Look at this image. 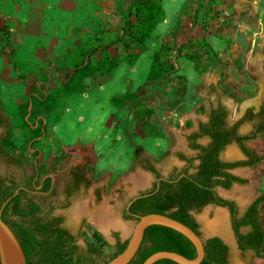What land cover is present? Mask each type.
<instances>
[{
    "label": "trees",
    "instance_id": "16d2710c",
    "mask_svg": "<svg viewBox=\"0 0 264 264\" xmlns=\"http://www.w3.org/2000/svg\"><path fill=\"white\" fill-rule=\"evenodd\" d=\"M161 1L129 0L125 8L122 28L98 31L86 42L79 39L70 42L66 50L65 64L62 67L57 65L54 67L51 56H44V62L40 57H34L33 65H37L39 71L28 74L32 81L28 92L30 99L33 100V107L30 121L25 118L24 122L28 126L31 123L34 125L38 113L44 114V120L40 119L39 126L31 127L35 140L43 134V122L47 121L44 125L46 130L50 121L44 112L49 111L53 105L56 107L58 98L85 92L89 88L109 81L122 61L134 64L139 56L150 48L149 42H152L153 36H156L161 42L151 57L146 80L135 90L130 81L123 94L112 98L115 107L121 108L128 105L131 118L144 130L149 112L148 102L156 93V86L161 85L171 72L179 71L169 58L171 51L178 50L181 53L183 48L192 43L184 39L179 44L171 41L169 38L171 30L156 33L166 15ZM209 2L203 22L197 21L196 38L204 44L208 43L211 35L207 28L206 17L212 12L214 0ZM185 8L186 5L181 4L178 13L183 12ZM2 32L7 35L5 40L2 39L4 42L2 46L6 49L5 47L9 45L6 41L9 33L4 27L0 28V34ZM195 57L196 55H192L190 59L194 61ZM196 70L201 71L199 67H196ZM39 81L44 82L39 85ZM183 100L184 96L179 98L176 104ZM29 103L30 100L24 106L25 115L28 113ZM32 116L35 119L31 122ZM240 123L237 121L229 125L227 108L221 103L213 106L208 120L201 121L198 129L187 136L189 146L197 151L196 154L187 156L180 152V158L187 162L186 166L167 179H162L159 186L155 183L152 189L141 192L140 194L146 195L134 200L129 210L126 208V217L137 219L136 215L151 212L163 213L184 222L203 236L201 224L193 212L200 211L209 204L224 206L230 211L232 228L240 249L244 252L251 249L258 257H264V224L261 212L264 189L252 200L242 216L239 215L237 202L223 197L217 191V187L228 189L235 182L247 183L246 178L234 174L231 170L239 166H256L263 159V155H258L246 142L264 131V120L256 125L253 132L246 135L239 133ZM0 128L5 130V134L0 136L1 153L6 148H15L11 140L10 120L1 109ZM129 128H133L130 123ZM205 136L209 137L210 141L207 144L200 143L199 139ZM233 141L241 146L247 156L246 159L231 162L221 158L222 151ZM34 144L28 148L34 147ZM37 154L38 151L34 152L33 156L36 157ZM64 159L65 155L59 154L54 156L51 163H61ZM15 163H18L17 159ZM146 169L152 171L157 177H162L161 171L151 162L147 163ZM183 173L185 175L181 176ZM35 174L36 169L33 176ZM33 176L30 177V184L22 185L17 176L0 173V208L17 188L31 187ZM2 217L22 244L27 264H105L121 253L128 244V240L121 241L118 233H115L117 245L116 251L112 254L104 256L97 245L92 243L86 253L79 251L75 237L68 228L61 225L63 217H53L51 209L43 211L40 203L30 197L28 191L23 188L6 204ZM244 227H249L250 230L245 232ZM94 235L98 242L104 240L99 232L96 231ZM204 245L205 256L200 264H229L230 247L222 237L215 235L204 238ZM159 250L176 251L190 258L197 256L195 245L184 234L171 227L154 224L147 227L142 244L129 264H142L148 256ZM153 264L179 263L163 258Z\"/></svg>",
    "mask_w": 264,
    "mask_h": 264
},
{
    "label": "rangeland",
    "instance_id": "374dc122",
    "mask_svg": "<svg viewBox=\"0 0 264 264\" xmlns=\"http://www.w3.org/2000/svg\"><path fill=\"white\" fill-rule=\"evenodd\" d=\"M166 1L162 0V5L165 9L167 6L171 7V5H174L173 12L176 9L178 10L181 4L186 5L185 10L177 13L173 20L170 28L171 33H169L170 40L177 42V44L183 39L190 40L192 43L183 48L181 53L178 50L171 51L169 58L179 71L171 72L161 85L158 84L155 90L156 93L151 96L148 102L147 125L144 127L146 132L154 138H164L169 142L165 143L160 154L155 158L156 162L159 163L160 171L164 175L176 174L185 165L179 159L178 151L189 156L195 154V151L189 147L185 136L194 130L200 120L207 118L211 106L216 105L218 101L228 102L229 100L232 103L229 106V119L233 120L235 113L245 108V103H250V106L254 108L260 102H264V0H214L212 12L206 17L207 28L211 32L207 44L200 42L196 38V30L198 29L197 21L203 22L206 16L207 8L210 4L209 0H175L177 5L174 1L173 3ZM179 1L181 2L178 3ZM128 2L129 0H97L98 16L100 12H105L111 24L121 26ZM43 5H45V2L43 3L39 0L31 5L26 4L25 7L28 13L32 6H34L32 9L37 8L38 10V7L43 8L41 7ZM22 11L24 12V10ZM173 12H169L167 21L172 18ZM2 19H4V10L0 8V28L4 25ZM15 22L17 23V21ZM21 22L24 23V20ZM16 23L14 27H17ZM152 40L155 42L154 45L152 44L153 42H149V45L157 50L161 40L156 36H153ZM2 42L0 40V45ZM192 55H196L194 61L190 59ZM8 64L7 59L0 61V106L11 120V140L15 148H6L0 153V172L2 175H15L21 183H25L24 181H27V179L30 182V177L34 174L36 167L39 174L41 176L44 175L52 154L64 153V149L58 138L57 141L56 137L53 136V131H51L52 121L56 115L55 105L50 110L47 109L49 111L44 112L50 118L48 127L43 133L44 135L42 134L36 140L34 139L35 134L31 130L34 125L31 123L32 126H28L24 122L27 115L24 113L25 105L18 106V97L12 94L16 92L15 84L17 85V83L12 78ZM196 67L204 71H200L202 83L199 82L195 90H190V80L196 79ZM182 72L187 76L182 74ZM205 81L211 82L208 90L205 89ZM183 96L184 100L176 104V101ZM23 99H26L25 95H23ZM31 119L32 122L35 119L34 116ZM71 119L67 123L69 128H72V130L68 131L69 134L76 130L77 133L86 131L85 127L81 126L79 128L78 124H74L75 119ZM257 121L258 118L253 120V125ZM120 125L121 127L123 125V127L126 126V132L131 131L128 122L123 121V124ZM4 134L5 130L0 128V136ZM50 137L51 139H49ZM69 138L70 136L66 137V140H69ZM31 140L35 143V146H43L44 148L41 155L37 158L35 168L36 157L33 156L32 150L28 148ZM199 141L206 144L208 138L203 137ZM175 145L176 149H174ZM144 148L149 149L150 145L144 143ZM227 152V150L223 151L222 157L226 158ZM75 158L76 156L73 155L68 161H72ZM16 159L18 163H15ZM68 161L63 164L64 166L59 167L60 176L65 174L64 169L69 166ZM258 167L259 169L255 170L254 176L247 178L248 182L245 185V187L252 186L251 197L261 192L264 188V182L260 186L261 179L264 177V169L263 167L261 168V165ZM88 170L91 171V169ZM119 178L120 175L115 176L109 185L102 187L104 191L101 200L97 199L93 194L94 188L98 186L96 185L98 181L93 179L90 184V192L84 190L75 194L72 197V204L69 208L57 210L63 217L64 225L75 234H78L81 252L86 253L87 246L92 243L97 245L103 255L106 256L116 251L117 239L115 233H120V239L123 242L129 239L137 219L126 217L127 203L134 195L152 188L155 177L153 180H151L153 177L148 179L149 181L141 188H130L129 191H126L123 184L119 188L115 185L112 187V184L116 183ZM217 190L226 198H234L235 201L238 199L237 195H235L236 185L230 189L217 187ZM59 196L63 197L62 194ZM103 202L125 224V229L112 228L110 234L106 236L96 225L90 224L87 225V232H80L81 219L87 217L91 221L90 217H88V212L94 210V205L97 208ZM239 203L240 211L243 212L246 203L244 204L240 200ZM216 207L217 205L209 204L196 212L197 217L200 218L199 222L203 237L206 238L209 235L218 234L225 238L230 247L229 264H264V257L258 258L254 251L247 250L242 252L239 249L230 216H228L227 228H222L221 231H214L210 227L211 221L209 220L210 217L215 215ZM96 231L104 237V240L98 242L94 235Z\"/></svg>",
    "mask_w": 264,
    "mask_h": 264
},
{
    "label": "crops",
    "instance_id": "0c3cea01",
    "mask_svg": "<svg viewBox=\"0 0 264 264\" xmlns=\"http://www.w3.org/2000/svg\"><path fill=\"white\" fill-rule=\"evenodd\" d=\"M37 1L39 0H0V8L4 10V19L2 20L4 21L3 24L5 26L3 25V27L7 28L9 33L8 39L6 40L9 45L5 47L6 49L2 46L4 42L0 45V61L2 62L4 59H7L9 63L8 65L10 66L9 70L12 73V78L17 83V85L15 84L16 92L12 94H14L15 97H18V106L27 104L31 97L28 92V87L32 81L28 74L30 72L39 71V67L33 65L35 63L33 60L34 57H40L44 62V56H51L54 67L56 65L62 67L65 64L66 50L70 42L75 39L86 42L98 31L109 28L121 29L124 24V16L121 26H118V24H111L107 19V14L105 12H100L98 16L97 0H40L43 3L45 2V5L41 6L43 8L37 6L39 8L37 10V8L32 9L34 8V6H32L30 12L28 11L27 13L25 5H31L33 2ZM173 1L176 3L175 0H167L166 2L173 3ZM180 7L174 12V5L166 7L167 11L165 19L159 24L156 30L157 34L170 31L173 20ZM22 10H24V12ZM170 11L173 12V15L172 18L167 21ZM22 20H24V23L21 22ZM15 21H17L18 24ZM15 23L17 27H14ZM6 36V33L2 32V34H0V40L6 38ZM152 42L154 45L155 42L153 40ZM5 50H8L9 52L6 53ZM155 50L156 49L153 46L150 47L139 56L134 64L122 61L114 70L112 78L104 84L89 88L85 92L76 93L67 97H60L57 100L56 115L52 121L51 128L53 136L56 137V140L58 138L64 149V154L72 153V155L76 156L71 163L78 161L90 162L88 169H93L92 177L98 181L96 185H109L115 176L120 175V178L116 183L112 184V187L115 185L119 188V186L123 184L126 191H129L130 188H141L147 181H149L148 179L153 177L151 179L153 180L155 177V174L152 171L146 169L147 164L143 163L144 157L160 170L159 163L156 162L155 158L160 154L165 143H169L168 140L164 138H154L146 132L145 128L144 130L140 128L134 119L131 118L128 105L118 108L112 103V98L114 96L123 94L126 91L127 84L130 81L133 90H135L146 80L151 57ZM182 74L186 75L184 72H182ZM18 77H20V80H18ZM195 78L196 79L193 78V80H190V90H195L198 83H202L200 72L197 71ZM43 82L44 81H39V85ZM205 83V89L208 90L211 82L205 81ZM23 95L26 96V99H23ZM219 103L223 104L228 110L229 125H233L237 121L241 122L238 130L240 134H250L256 129V125L264 120V102H260V104L254 108L250 106V103H245V108L235 113L233 120L229 119V106H231L232 103L229 102V100L228 102L218 101L216 105ZM213 106H211V108ZM0 109L4 115L8 117L1 106ZM208 116L205 120H200L199 123L201 121H207ZM71 118L75 119L74 124H78L79 128L81 126L85 127L86 131L83 130L84 132L77 133L76 130L69 134L68 131L72 130V128H69L67 123ZM256 118H258V121L253 125L252 121ZM40 119L44 120L43 113H38L37 115L36 121L38 120L39 124ZM123 121L133 125L131 131L129 130L130 132H126V126L123 127V125L121 127L120 124H123ZM199 123L194 130L198 129ZM75 126L77 127V125ZM37 127L33 126L32 128ZM191 132L187 133L185 136L187 142V136ZM68 136H70L69 140H73H66V137ZM207 138L209 142L210 138ZM49 139H51V137ZM144 143L149 144L150 148L145 149ZM246 143L250 148L254 149L258 155H263L262 161L256 166H239L231 170L234 174L247 179L254 176L255 170L259 169V165L264 169V131L257 134L256 137L248 140ZM34 148H38V150L41 151L40 153L44 150L43 146H35ZM174 149H176V145L174 146ZM192 150L195 151L196 154L197 151L195 149ZM225 150L228 151L227 157L225 158L221 155V158L225 161L233 162L247 158L241 146L236 141L228 144L223 151ZM179 153L180 151H178V154ZM59 154L63 153L52 154L49 160H51L53 156ZM179 159L185 163V160L181 158ZM262 182H264V177L261 179L260 186H262ZM235 185L237 186L235 195L238 197V199H236L238 206L240 205L239 200L244 204L246 203V207L243 210L244 212L260 192L251 197V192L253 190L252 186L245 187L246 183ZM256 185L258 186V184ZM133 197H131V199ZM232 199L235 200L234 198ZM100 205L105 207L108 206L104 202L99 204V206ZM108 208L110 207L108 206ZM93 209H96V205L93 206ZM222 210H225L227 216H230L229 210L226 207L221 206L215 208V215L218 214V211ZM261 212L262 222L264 224V203L261 205ZM215 215L213 216L214 218L217 216ZM213 217H210V220H208H214ZM215 235L220 236L225 240L223 236L218 234Z\"/></svg>",
    "mask_w": 264,
    "mask_h": 264
},
{
    "label": "water",
    "instance_id": "95a60500",
    "mask_svg": "<svg viewBox=\"0 0 264 264\" xmlns=\"http://www.w3.org/2000/svg\"><path fill=\"white\" fill-rule=\"evenodd\" d=\"M32 107H33V100L31 98L29 109H28V114L26 115L27 121H29V117L32 113ZM38 124H39V121L37 120L34 127H37ZM44 132H45V129L43 127V133ZM31 145H32V141L29 142V147H31ZM31 150L32 152H35L38 150V148H34V149L31 148ZM39 155L35 159V164H37V158L39 157ZM49 175L54 180L55 178L54 174H49ZM184 175L185 173L181 174V176H184ZM161 179L164 180L166 178L163 177V178H160V180ZM160 180H158V186L160 184ZM22 188L28 191L30 190L27 187L17 188L15 192L13 193V195L3 202L0 208V260H1V264H27V259H26V255L22 247V244L20 243L15 232L12 230L9 224L2 217L3 210L6 204L9 202V200L12 197L16 196ZM143 195H146V194H137L136 196H134L128 202L127 209L129 210V207L133 203L134 200H136L138 197H141ZM221 207H224V206H221ZM193 213L196 216L197 220L199 221L200 218L197 217L196 212H193ZM136 217H137V222L130 234L126 248L121 253H119L116 257L109 260L105 264H129L131 260L135 257L136 253L138 252L142 244L147 227L150 225H154V224L168 226L184 234L195 245L196 250H197V256L194 258H190L176 251L159 250V251L152 253L150 256H148L142 264H153L154 262L160 259H163V258L174 260L179 264H200L202 260L204 259V256H205L204 237L200 236L189 225L167 214L157 213V212L136 215Z\"/></svg>",
    "mask_w": 264,
    "mask_h": 264
},
{
    "label": "flooded vegetation",
    "instance_id": "af4514ba",
    "mask_svg": "<svg viewBox=\"0 0 264 264\" xmlns=\"http://www.w3.org/2000/svg\"><path fill=\"white\" fill-rule=\"evenodd\" d=\"M31 141H32V145H33L34 142H33V140H31ZM34 146H35V144H34ZM37 151H38V154L36 155V157L40 153L39 150H37ZM37 151H35V152H37ZM64 155H65V159L61 163H57V164L51 163L52 159L54 158V156H53V158L51 160H49V162H48L47 171H45L44 175H42V176L39 174L38 168H36V174L34 176L32 175L34 177L33 182H32L33 185L31 187H29V189H30L29 191L27 190L28 195L30 197L36 199L40 203L43 211H49L50 209L52 210V216L53 217L62 216L61 214H59L57 212V210H59V209L63 210V209L69 208L72 204V197L75 196V194L82 192L84 190H86V191L88 190L90 192V190H89L90 184L92 183V181L94 179L92 177L93 170L92 169H91V171L88 170V165L90 164L89 161H86V162L78 161V162L71 163V160L70 161H68V160H69V158H72V156H73L72 153H67ZM178 156L180 158L179 154H178ZM66 161H68L70 166H68L66 168L64 167L65 168L64 169L65 174L63 176H60V173L58 171L59 167L64 166L63 164H65ZM148 162H149L148 159H146L144 157L143 163L147 164ZM186 163L187 162L185 161V165L182 167V169L186 166ZM49 174H54V177H55L54 180ZM161 174H162V177H157L155 175L153 187H154L155 183L158 184V180H160V178L164 177L167 179L168 177L173 175V174L164 175L162 172H161ZM24 182L25 183H21V184L22 185H24L26 183L30 184L28 179H27V181H24ZM235 184H242V183L235 182L232 185V187ZM48 185H49V187H47ZM22 187H25V186H22ZM102 187L104 188L105 185L104 186L98 185L93 190V194L96 196L97 199H100V200L103 198V188ZM152 188H150V189H152ZM228 189H230V188H228ZM60 194H62L63 197L59 196ZM244 212H241L240 208H239V215L240 216H242L244 214ZM90 224L92 225L94 223L89 221V219L87 217H84L83 219H81L80 232H82V233L87 232V225H90ZM61 225L65 226L64 220L62 221ZM94 226H95V224H94ZM244 229H247V230H244ZM201 230H202V228H201ZM249 230H250L249 227L243 228V231H245V232H248ZM69 231L75 237V243L79 246L78 234H75L70 229H69ZM118 236L120 238V233H118ZM209 237H211V236H209ZM206 238H208V237H206ZM236 240H237V238H236ZM237 244H238V241H237ZM87 247H89V245ZM238 247H239V245H238ZM239 249H240V247H239ZM79 251H80V249H79ZM250 251H254V250L250 249ZM242 252H244V251H242ZM254 253L256 255L255 251H254ZM258 258H260V257H258ZM261 258H263V257H261Z\"/></svg>",
    "mask_w": 264,
    "mask_h": 264
},
{
    "label": "bare ground",
    "instance_id": "6f19581e",
    "mask_svg": "<svg viewBox=\"0 0 264 264\" xmlns=\"http://www.w3.org/2000/svg\"><path fill=\"white\" fill-rule=\"evenodd\" d=\"M216 215H215L216 216L215 218L213 217L214 220L211 221L210 227L214 229V231L220 230L222 228H227L228 227L227 226L228 216H227L226 211L225 210L218 211V214ZM88 217H90L92 223H94L96 227L100 231H102L106 236L110 234V230L112 228H124L125 229V224L114 214V212L110 208H108V206L107 207L101 206V205L98 206L96 209L88 212Z\"/></svg>",
    "mask_w": 264,
    "mask_h": 264
}]
</instances>
